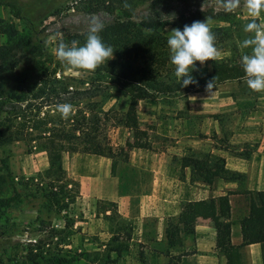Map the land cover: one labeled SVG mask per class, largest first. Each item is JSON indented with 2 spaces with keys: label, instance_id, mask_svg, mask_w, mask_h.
Listing matches in <instances>:
<instances>
[{
  "label": "rangeland",
  "instance_id": "374dc122",
  "mask_svg": "<svg viewBox=\"0 0 264 264\" xmlns=\"http://www.w3.org/2000/svg\"><path fill=\"white\" fill-rule=\"evenodd\" d=\"M2 1L0 19L11 25L17 38L23 41V44L16 48L17 72L21 75V87L36 89L45 82L58 84V80L71 87H77L78 90L98 86L99 90H102V96L90 100L96 102L94 111L99 118L96 127L97 137L102 144L112 149L120 167H123L127 151L132 148V135L130 131L117 125L115 118L125 111L130 98H134L138 127L145 131V136L141 140L154 149L175 144L173 139L168 141V138L157 134L154 125L158 119L162 121V125L166 122L173 128L182 129L184 123L186 125L188 123L189 127H195L192 125V119L195 118L193 122L197 123L198 130L201 125L208 130L207 135L209 137L211 135L210 141L214 137L211 141L214 148L225 146L242 148L243 153L250 149L249 145L252 142L229 144L227 142L229 135L235 130H241L242 125L251 122L261 125L264 131V93L250 90L246 78L225 82L209 89L196 88L185 94L161 96L148 91L151 98L137 100L134 85L125 80L115 79L109 74L110 71L79 73L77 70H69L55 54L58 43L61 40L66 43L77 40L80 46H83L86 43L89 25L93 20L105 25L116 16L108 12L106 0L98 9H95V6H88L82 0ZM7 1L19 6L22 19L12 17L8 7L4 5ZM183 1V3L170 2V6H176L184 11L198 6L200 9H212L228 14L226 23L209 21L210 28L224 26L228 31L224 41L216 46L222 53L221 59L207 61L203 66L197 62V71L207 72L214 64L241 61L244 54L250 53V49L240 47L241 42L250 35L244 32V26L252 19L248 15L244 0H241L240 7L231 12L226 11L222 1L219 0ZM146 13V4L139 5L132 11V19L138 21ZM258 22H264V13ZM30 27L35 29V37L41 41V47L36 45ZM171 30L164 28L162 32L169 37ZM4 42V37L0 35V45ZM44 54L48 56L45 57ZM102 66L106 67V63ZM2 68L3 66L0 65V70ZM39 74H42L43 78H40ZM28 98V108L32 112L37 109L39 116L45 111H49L50 115L58 114L56 99L45 102V100L33 99L32 96ZM139 101L143 102L139 103ZM25 103L6 100L0 107V159L5 161L13 178L14 187L20 193H25L24 203L18 209L0 208V232H4L0 235V259L6 264H21L25 250H31L32 253L41 251L45 262L52 254L58 255V249H61L63 252H71L76 260L73 264H100V260L93 258H99V255L104 254L101 245L106 242V234L112 229L113 222L107 218V222L104 223L103 212L107 211V215H111L110 209L104 202H93L82 198L78 195V188L72 203L60 200L59 205L66 204L65 209L60 210L59 205H49L43 197L49 183L42 177L47 168L45 154L34 142L28 144L22 140L14 141L12 138L13 110L17 106L23 107ZM157 110L159 114H156ZM141 112H151L154 121L144 120ZM198 130L196 129V133L193 134L200 137L203 134H199ZM212 130H216L217 134H210ZM179 133V137L186 134L182 131ZM182 141L181 139V144ZM70 155L62 156V163L68 169L73 162H76L72 161ZM81 157L82 155L78 159ZM66 168L63 169L65 178L72 179ZM147 179L145 174L141 175V184H139L141 189L145 187ZM68 187L69 185L66 189ZM9 190L5 174L0 169V196L9 195ZM94 212L95 217H93ZM105 224L107 228L102 229V225ZM84 258L87 259L85 262H83ZM55 259L51 262L58 261V258Z\"/></svg>",
  "mask_w": 264,
  "mask_h": 264
},
{
  "label": "trees",
  "instance_id": "16d2710c",
  "mask_svg": "<svg viewBox=\"0 0 264 264\" xmlns=\"http://www.w3.org/2000/svg\"><path fill=\"white\" fill-rule=\"evenodd\" d=\"M105 0H82L85 4L95 9L99 8ZM108 12L116 14L104 25L103 31L99 33L105 45L114 49L113 59L101 66L96 71L108 72L115 79H121L134 85L137 100L151 98L148 91L157 95L168 96L171 94H185L189 91L207 87L208 82L213 81L212 86L225 82L238 81L245 78L241 61H232L222 65L212 66L207 72L193 71L196 83L188 87H181L175 76V67L170 63V49L167 44L168 36L162 32L164 28L183 30L185 25H191L194 21H221L228 22V14L216 12L212 9H200L198 6L184 11L176 6H170V2L183 0H106ZM105 1V2H106ZM186 1V0H185ZM222 1V0H219ZM3 3L0 0V5ZM125 4L128 7H125ZM146 4L147 13L138 21L132 19V11L139 5ZM11 15L15 19H22L21 9L14 2H5ZM216 37L218 46L227 37V28L224 26L211 28ZM34 41L39 47L41 41L35 37L36 31L30 27ZM0 35L5 42L0 45V107L6 100L23 104L13 110L12 119L14 141L22 140L30 144L34 142L38 149L45 154L47 168L43 172V179H47L46 189L43 197L49 205H59L60 200H67L72 203L77 195V183L72 179H66L62 168V156L64 154H89L106 157L110 159V174H114L117 161L112 149L101 143L97 137L96 127L99 118L94 108L96 102L92 98L102 96L99 87L90 86L78 90L65 82L58 80L57 83L47 84L46 82L38 88L31 87L23 89L20 85L21 75L17 72L16 48L23 44L22 39L17 38L14 28L0 19ZM47 57V54H44ZM174 68L173 70L171 68ZM43 78L42 74H39ZM4 82V83H3ZM30 92V95H28ZM152 94V93H151ZM28 96L33 99L57 100L58 104H71L73 113L68 119H63L58 112L50 115L49 111L39 116L38 110L33 112L28 108ZM34 96V97H33ZM84 101V102H83ZM134 98H130L127 108L115 118L116 124L131 132L132 147L148 148L149 145L141 140L145 131L139 129L134 107ZM1 127V124H0ZM188 165L190 169V181L198 180L204 185H210L212 180L220 179L225 181L236 180L238 175L230 173L224 168L223 159L219 156L204 155L200 158L183 157L181 166ZM0 169L4 172L10 187L9 195L0 196L1 209H18L24 203V194L20 193L13 183V178L3 159H0ZM140 172L123 167L119 171L120 194L138 192L133 179ZM127 178V179H125ZM122 181V182H121ZM69 187L66 189V187ZM247 214L239 220L241 243L233 246L229 241L230 223L216 220L213 222L215 230V249L225 258V264H240L238 248L258 244L260 249L261 264H264V190L245 192ZM111 215L104 217L113 222L110 232L113 235H122L117 241L113 237L106 241L103 247L104 254L93 260H100V264H111L114 260L110 254L114 253V259L119 257L121 252L126 251L127 246L123 242L129 239L130 223L123 220L116 213L113 203L106 202ZM59 209L66 208L59 205ZM229 211L227 195L208 198L204 201L184 202L180 206V212L175 219H168L164 229V238L167 246L178 245L182 237L193 233V225L196 218L225 217ZM4 232H0V235ZM24 260L21 264H73L76 263L71 252H63L58 249V255L52 254L44 262L42 252L32 253L25 250ZM58 256V257H57ZM164 264H178V256H167ZM57 262H51L56 260ZM87 259L84 258L83 262ZM43 261V262H42ZM0 264L3 263L0 259Z\"/></svg>",
  "mask_w": 264,
  "mask_h": 264
},
{
  "label": "crops",
  "instance_id": "0c3cea01",
  "mask_svg": "<svg viewBox=\"0 0 264 264\" xmlns=\"http://www.w3.org/2000/svg\"><path fill=\"white\" fill-rule=\"evenodd\" d=\"M141 102L143 101H139ZM156 114H159L158 110ZM141 115L144 120L154 121L151 112H141ZM193 121L192 125L195 127L184 123L185 126L179 129L166 122L162 125V121L158 119L154 125L157 134L168 138V141L173 139L175 144L157 149L132 147L127 151L122 166L140 172L141 175L145 174L148 178L142 189L139 187L141 175H136V179L129 178L135 182L138 192L120 194L119 171L123 167L116 163L114 174L111 175L110 159L106 157L71 154L72 161H76L71 168H66L62 163V168H66L72 180L77 183L79 196L93 202L113 203L119 217L130 223L129 239L123 241L127 249L115 259L114 253H111L114 260L111 264H164L167 261L165 254L178 256V264H225V258L215 249L213 222L216 220L230 223V244L240 245L239 220L247 214L245 192L264 190V131L261 125L251 122L229 135V144L252 142L250 149L243 153L242 148H214L211 145L214 137L210 141L208 130L201 125L198 130L197 123ZM196 129L203 135L198 137L193 134ZM180 131L186 134L179 137ZM216 132L212 130L210 134H217ZM81 155V159H78ZM204 155L222 158L224 168L238 175L236 180L213 179L210 185H204L198 180L190 181V169L188 165L181 166V159L200 158ZM223 195H227L229 204V211L224 218L198 217L194 221L191 235L182 237L178 245H166V221L178 216L182 203L204 201ZM107 214L104 211L103 217ZM105 228L107 225H102V229ZM111 237L117 241L123 238L121 234L113 235L109 232L106 234V241ZM104 245H101L102 249ZM238 251L240 264H261L258 244L242 246Z\"/></svg>",
  "mask_w": 264,
  "mask_h": 264
},
{
  "label": "clouds",
  "instance_id": "9594fccd",
  "mask_svg": "<svg viewBox=\"0 0 264 264\" xmlns=\"http://www.w3.org/2000/svg\"><path fill=\"white\" fill-rule=\"evenodd\" d=\"M240 5L241 0H222V6L229 12ZM244 5L252 19L244 26V32L250 35L241 42L240 47L251 51L241 57V64L248 88L256 93H264V22H258L264 13V0H244ZM125 7L128 5L125 4ZM103 28V23L93 20L83 46H80L77 40L70 43L61 40L55 49L57 58L69 70L94 73L114 58V49L110 45H105L99 35ZM167 44L170 49V63L175 67V76L181 87L196 83L191 73L198 70L197 62L203 66L207 61H217L222 57L207 19L185 25L183 30L172 29ZM212 84L213 81L208 82V89ZM56 110L63 119H68L74 108L71 104L64 103L58 104Z\"/></svg>",
  "mask_w": 264,
  "mask_h": 264
}]
</instances>
